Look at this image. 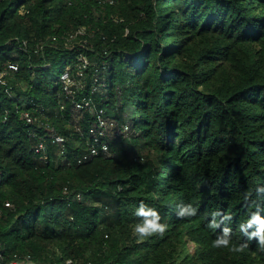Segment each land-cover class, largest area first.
Masks as SVG:
<instances>
[{
  "label": "trees",
  "instance_id": "trees-1",
  "mask_svg": "<svg viewBox=\"0 0 264 264\" xmlns=\"http://www.w3.org/2000/svg\"><path fill=\"white\" fill-rule=\"evenodd\" d=\"M81 54L86 86L66 96L59 76ZM3 70L5 261L264 264L248 226L264 220V0H0ZM83 96L92 110L77 112ZM100 109L130 130L79 163ZM142 201L167 229L139 241ZM224 229L230 246L214 247Z\"/></svg>",
  "mask_w": 264,
  "mask_h": 264
},
{
  "label": "built area",
  "instance_id": "built-area-1",
  "mask_svg": "<svg viewBox=\"0 0 264 264\" xmlns=\"http://www.w3.org/2000/svg\"><path fill=\"white\" fill-rule=\"evenodd\" d=\"M106 1L113 2V0H106ZM83 32H84L83 29H79L74 34H71L70 37L71 38L75 37L77 36V34ZM54 39H56V37H54ZM26 44L27 41L24 40L22 43L23 49H25ZM42 48L43 45L39 43L36 52L42 50ZM91 64L92 62L90 61V59L86 55L81 54L78 57V61L75 63L76 66L75 73L72 72V69L69 65L60 74L59 81L62 85V88L66 96L73 97L76 93L83 91V89L86 86V70L90 68ZM8 67L11 70H18V65L16 63H10ZM105 68H106L105 64L102 66L99 65L94 66L95 82L98 80L96 74ZM6 74H7V70H3L0 72V81H3V77ZM75 109L77 112L85 111L88 109L91 111L92 107L90 106V101L88 100V98L83 96L80 100L75 101ZM94 116L96 117V119L90 129L93 142H91L88 150L78 159L79 163L88 161L92 159L94 156H97L99 154H106V155L111 154L108 137L113 135L118 136L122 134L123 135L128 134L130 130L128 123L119 125L114 118L106 116L104 114L103 109H100L99 111H95ZM24 117L26 118L27 122L31 124L37 121V117L33 116L30 112H25ZM53 137H54V141L64 145L65 138L63 136L58 134H53ZM41 149H42V144H40L36 148V152H40ZM6 205H10V203H6ZM0 214H1V210H0ZM3 251H4L3 245L0 243V264H37L33 260L30 254H25V255L15 254L14 259L10 261H5L3 257Z\"/></svg>",
  "mask_w": 264,
  "mask_h": 264
},
{
  "label": "clouds",
  "instance_id": "clouds-1",
  "mask_svg": "<svg viewBox=\"0 0 264 264\" xmlns=\"http://www.w3.org/2000/svg\"><path fill=\"white\" fill-rule=\"evenodd\" d=\"M185 212L194 215L195 209L191 207V204H189V206L181 211L178 216L183 217ZM135 216L143 218L142 222L136 223L132 229L133 235L137 237L139 241H142L145 238L151 237L153 235H163L167 229V225L161 223V216L159 212L156 209L145 205L143 201L137 208ZM253 223L261 226L258 233H255L254 235H259V245L264 248V220H262L258 215H254L253 219L248 222V226L250 227ZM243 229L244 225H241V230ZM229 231V229H224L225 237L216 239L213 242V246L228 248L231 243L230 239L227 238ZM245 247L246 245H240L239 247L232 246L230 251L242 252Z\"/></svg>",
  "mask_w": 264,
  "mask_h": 264
}]
</instances>
